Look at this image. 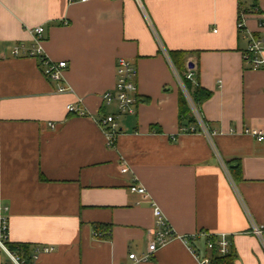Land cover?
<instances>
[{"label":"crops","instance_id":"obj_1","mask_svg":"<svg viewBox=\"0 0 264 264\" xmlns=\"http://www.w3.org/2000/svg\"><path fill=\"white\" fill-rule=\"evenodd\" d=\"M240 12L264 41V0H0V237L6 218L9 243L31 256L53 249L32 264H200L190 248L208 255L202 236L129 259L147 250L155 203L179 236L226 235L233 264H264V142L246 133L264 134V65L244 62ZM37 27L46 57L68 64L71 92L59 94L37 59L12 55L31 48ZM170 51L188 53L186 68L212 93L200 108L206 133L197 122L201 132L179 134L188 122ZM120 58L137 67L138 103L110 149L99 121L116 111L103 96ZM77 104L81 113L67 111ZM0 264H15L1 246Z\"/></svg>","mask_w":264,"mask_h":264},{"label":"built area","instance_id":"obj_2","mask_svg":"<svg viewBox=\"0 0 264 264\" xmlns=\"http://www.w3.org/2000/svg\"><path fill=\"white\" fill-rule=\"evenodd\" d=\"M88 0H69L70 3L81 2L85 3ZM257 12V11H256ZM259 27L264 28V14L259 13ZM238 31L241 34H246V37L249 41L248 48L244 54V62L250 66L252 70H258L264 65V60L262 58L263 52V44L264 41L252 33L247 27V16L244 12L239 13L238 23H237ZM33 38V45L31 48L26 47L25 45H18L14 47L12 51V55L15 57H29L37 59L41 66L44 67V74L46 78L54 83H57V92L59 94H65L71 92V89L64 84V73L68 69V64L66 62H54L49 60L43 50L42 47V38L44 33L43 27H37L30 31ZM178 79L182 85L184 94L190 104L193 114L197 120V122L201 126L202 132H207L206 127L204 125L203 118L201 113L194 106L188 92L186 91L183 82L180 76L177 74ZM138 77V70L136 65L124 58H120L117 62L116 68V84L112 91L107 92L103 96L104 103L114 106L115 112L108 116H105L101 121H99V125L102 128V131L105 135L107 147L110 149H114L117 145V140L120 135V126L119 119L124 116L134 115L135 108L138 103V88L136 85V80ZM185 77L188 80L194 82V74L192 70L187 68V72ZM80 104L77 105H68L67 111L69 113H81ZM51 128H55L54 125L49 124ZM198 129L194 127H182L180 129L179 134H192L198 133ZM200 131V132H201ZM246 133L252 134L258 142H264V134H254L250 131H246ZM175 140V137H173ZM129 168L125 166L124 172L127 173ZM131 192L138 194H145L146 189L144 187H131ZM152 211L155 219L154 229L151 233V239L149 241L147 250L141 255L137 256L136 254H131L129 259L135 263H142L150 260L154 254L165 247L167 244L174 240H181L186 245L189 246V243L198 238L203 237L206 239V247L208 251L213 250L215 246H217L218 253L221 257H226L231 252L230 242L227 239L226 235H219L217 238V242L214 243L212 241L211 234L208 233H200V235L191 236V237H182L179 236L172 226L166 220L162 210L155 204L152 203ZM1 227L3 236L0 237V246L4 249L7 256L15 263V264H24V261L20 256L12 254L8 248L5 246L4 241L7 238V219H1ZM262 230L254 227V233L260 235L262 234ZM95 237L104 239L105 234L100 232L94 233ZM196 259H198L200 264H211V259L207 256L200 257L199 254L192 248H190ZM53 252L52 248L49 247H39L33 251L32 259L36 260L43 253H51Z\"/></svg>","mask_w":264,"mask_h":264},{"label":"trees","instance_id":"obj_3","mask_svg":"<svg viewBox=\"0 0 264 264\" xmlns=\"http://www.w3.org/2000/svg\"><path fill=\"white\" fill-rule=\"evenodd\" d=\"M187 55L188 53L181 51L169 52V57L172 61V64L174 65L178 75L180 76L186 91L188 92L196 109L199 112H201L200 111L201 105L211 98L212 93L204 88H201L197 82L195 81L192 82L191 80H188L185 77V74L187 72V68L185 66V60ZM179 115H180V120L182 122L184 121L188 122L184 127H190L191 125L197 123L192 108L188 103V100L184 92H180V96H179ZM227 168L230 175L235 181L241 180V166L239 163H235V164L228 163ZM95 231L100 232L99 229ZM211 239L214 243L217 242L216 237H212ZM4 244L12 254L20 256L21 259L24 261V264L33 263L32 262L33 259L30 253V247L28 245L12 244L9 243L7 240L4 241ZM206 256L211 259V264H233L235 259V255L232 254V250L228 256L221 257L218 253L217 246H215L213 250L208 251V255Z\"/></svg>","mask_w":264,"mask_h":264},{"label":"water","instance_id":"obj_4","mask_svg":"<svg viewBox=\"0 0 264 264\" xmlns=\"http://www.w3.org/2000/svg\"><path fill=\"white\" fill-rule=\"evenodd\" d=\"M194 68V65L192 63L188 64V69L192 70Z\"/></svg>","mask_w":264,"mask_h":264}]
</instances>
